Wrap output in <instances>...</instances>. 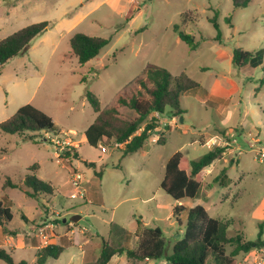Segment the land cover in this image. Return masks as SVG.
Instances as JSON below:
<instances>
[{"label":"rangeland","instance_id":"1","mask_svg":"<svg viewBox=\"0 0 264 264\" xmlns=\"http://www.w3.org/2000/svg\"><path fill=\"white\" fill-rule=\"evenodd\" d=\"M215 16L222 42L214 40L217 29L209 22ZM228 16L231 23L226 21ZM41 21H49L51 26L32 41L27 52L9 60L1 71L0 123L21 106L32 104L54 119L60 127L58 135L64 136L68 143L62 146L64 152L58 158L51 144L54 136L51 132L30 133L34 140H29L0 131V200L13 213L8 231L0 228V248L12 251L15 262L37 264L36 250L30 244H51L56 230L63 234L73 228L84 236L90 234L100 246L103 239L133 246L135 240L122 239L117 231H112L111 223L130 230L135 227L136 217L142 216L147 226L157 225L164 231L170 254L175 238L167 229L173 206L194 207L198 200H175L161 189L165 164L178 151L191 159L208 151L199 142L191 143L199 137L194 130L201 129L194 122L200 117L194 97H206L217 80L220 88L229 89L227 79L240 88L229 101L237 109L236 118L227 122L234 127L236 142H232L227 131L225 138L219 137L222 144H215H227V149L234 147V150H226L223 160L208 168L207 178L211 180L227 167L229 180V189H223L221 199L216 201L218 212L210 214L233 219L230 236L244 232L247 240H255L260 222L253 210L264 196V160L257 156L264 147V83L260 84L264 72L249 65L237 68L229 62L219 63L216 50L222 46L232 54L235 47L248 51L264 48V0H252L247 8L238 9L233 7L232 0H0V40ZM175 24L195 37L199 42L196 49H190L173 31ZM78 32L111 40L96 58L80 64L71 54L69 39ZM148 63L162 66L174 75L185 72L200 84L197 91L184 97L190 107L185 121L181 124L175 117V126L163 125L159 132L155 130L148 141L149 144L153 139L156 141L148 153L140 149L123 156L124 147L111 141L97 148L88 145L84 132L96 114L86 92L91 91L99 98L102 109L115 106L125 90H135V80L143 76ZM245 109L249 110L246 117ZM119 110L125 118L134 116L127 107ZM170 119L168 112L162 115V123ZM244 119L249 121L248 125L244 126ZM184 126L189 130H184ZM249 130L261 140L255 147H250ZM161 137L166 139L165 144H158ZM72 146L79 158L67 157L66 152H71ZM234 151L239 163H235ZM85 161L96 162L98 168L102 164L109 166L99 178ZM32 165L37 166V176L51 184L53 196L31 198L19 188H3L7 178L23 186ZM76 172L83 175L85 195L71 199V181ZM206 194L201 195L202 201H207ZM76 214L83 216L76 224L65 226L59 221L64 218L69 221ZM50 223L55 228L54 234L48 227ZM40 228H45L47 241L37 236ZM23 242L27 248H18ZM232 249L227 246V253ZM74 250L70 248L46 264H67ZM251 251L254 260L261 254L256 248ZM245 257L246 253H242L239 259ZM115 258L110 264L127 262L124 255ZM0 264L6 263L0 260ZM72 264H78V259H73ZM208 264H214L213 259Z\"/></svg>","mask_w":264,"mask_h":264},{"label":"trees","instance_id":"2","mask_svg":"<svg viewBox=\"0 0 264 264\" xmlns=\"http://www.w3.org/2000/svg\"><path fill=\"white\" fill-rule=\"evenodd\" d=\"M252 0H232L233 7L247 8ZM231 23L229 16L226 18ZM217 29L214 40L222 42V32L216 16L209 19ZM51 26L49 21L30 24L0 40V75L4 65L11 59L24 54L30 48L32 41L44 34ZM179 38L192 50L199 46L195 37L182 29L179 24L173 26ZM111 38L91 36L82 32L75 33L70 38L71 54L80 64H86L96 58L100 51L110 43ZM264 57V49L257 51L244 50L241 47L233 49V64L237 68L247 65L259 66ZM263 83V80H260ZM135 90L126 91L119 95L115 106L102 109L99 98L91 91L86 92V99L96 114L94 121L86 128L84 134L86 142L92 147H99L106 142L122 145L124 154L135 153L140 150L152 133L159 128V116L169 113L171 117H183L186 109L182 106L184 94L196 90L200 84L185 72L172 74L166 68L148 63L144 68L143 76L135 80ZM119 107H127L134 112L132 118L121 115ZM0 131L5 134L22 136L34 140L30 133L51 132L58 135L60 127L46 112L32 104L21 106L15 114L0 123ZM165 138H160L158 144H165ZM66 152L67 157L79 158L75 147ZM227 146L215 145L211 150L197 159H190L181 151L174 153L166 162L165 173L161 182V189L175 200L185 198L195 199L204 185L206 169L215 161L221 160L226 153ZM85 165L94 169L97 177L103 176L107 166H97L96 162L85 161ZM112 167H116L112 165ZM37 166L28 168L23 180V186L6 179L3 188H19L31 198L52 196L53 188L50 183L37 176ZM227 168H223L214 183L226 179ZM36 173V174H35ZM213 184H209L208 188ZM28 188V190L25 189ZM186 214L184 231L167 253V241L159 227H149L143 220L136 217L137 229L131 233L122 226L111 223L112 231H117L124 240L129 242L137 238L135 245L113 244L103 239L100 252L93 259H87L85 264H109L115 255H124L130 264H138L146 260H160L165 258L167 264H208L213 259L214 264H237V256L248 253L253 248H264L263 225L259 224V231L255 240H245L244 232L235 236L229 235L233 219H221L211 216L201 205L186 207L177 204L173 207V217L178 225H182L181 216ZM13 213L5 202L0 200V227L8 231L7 225L12 221ZM60 222L63 221L59 220ZM66 221L65 224H68ZM227 246L233 247L227 253ZM65 248L58 244H47L36 251V263L46 264L52 258L57 259ZM0 260L6 264H28L21 260L15 262L12 253L0 248Z\"/></svg>","mask_w":264,"mask_h":264},{"label":"crops","instance_id":"3","mask_svg":"<svg viewBox=\"0 0 264 264\" xmlns=\"http://www.w3.org/2000/svg\"><path fill=\"white\" fill-rule=\"evenodd\" d=\"M69 39H70V37H69ZM261 49H264V48H261ZM216 58H217L219 63L225 61V62H229V63L233 64V62H232L233 53L231 54V52L228 49H224L222 46L217 48V50H216ZM254 68H259V69H261L264 72V60L262 61V63L259 66L254 67ZM260 80H263V83H264V79H260ZM227 81L231 85V87L229 89L220 88L221 87L220 81L217 80L216 82H214L215 86L213 88L211 87V90H210L211 92H207V96L206 97H202V98L194 97L195 101H196V104L198 106L197 108L199 109V113H200L199 119L195 120L194 122H195V125L198 126L199 128L201 127V129L194 130L195 131V135H198L199 137L192 139L191 143L199 142L203 146H206L208 148V151L211 150L214 147V145L212 144V141H213L214 138H216V137H222V138L224 137L225 138L224 134L227 131L230 132V137L233 138V136H234V133L232 131V129L234 127L231 126V125H227L228 124L227 122L230 121V119L235 120L236 115H237V109L233 105L231 106L229 104V101L232 99V97L234 95H237L240 92V88H239L238 84L236 82L232 81L231 79H227ZM199 88H200V86L197 89H199ZM197 89L194 90V91H197ZM194 91L186 93L182 97V106L186 109V114H184V116H183V122L185 121L187 113L189 112V108H190V107H188L186 105V103L184 101V97L189 95V94H191V93H193ZM193 111H194V109L192 110V112ZM248 114H249V110L245 109L244 116L246 117ZM174 118L175 117H172V119L167 120L166 122L164 121V123H162L163 122L162 116H160V118H159V128H158L157 131L159 132L162 129L163 125L166 128L175 126V124H174L175 119ZM180 118H179V122H180ZM243 121H244V126L249 124V121L247 119H244ZM183 122H180V123L182 124ZM183 128H184V130H189L188 126H184ZM248 133H253V134L257 135L256 132H253V131H250V130L247 132V135H248ZM152 134H154V133H152ZM151 139L152 138L150 137V140ZM258 140H259V138H258ZM154 141H156V140L153 139L151 141V144H153ZM165 141H166V139H165ZM259 141H261V140H259ZM151 144H149V141H146V143L141 148V150H144L145 152L148 153L152 149V145ZM227 150H232V152H233L234 147H232L230 149L228 148ZM184 154H186V153H184ZM234 156H236L235 163H239V158H237V154H236L235 151H234ZM223 158L221 160H223ZM221 160H217V161H221ZM224 161H225V159H224ZM208 168L206 169V174H205V177H204V185H203V187H202V189H201V191L199 193V196L197 198H195V199L198 200V205L203 206L208 211V213L210 214L211 211L218 212L219 207H218V204H217L216 201L221 199V195L223 194V189H229V187H228L229 186V180H228V177L226 178L227 182L222 181V180H225L224 178L219 180L217 182L219 186L216 187V183L213 184V181L220 174L212 176L211 177L212 179L209 180L210 178H207ZM224 168H227V167H224ZM209 184H213V186L208 188ZM204 192H207V194H206L207 201H202L201 200V197H202L201 195L204 194ZM98 200L100 201V199H98ZM220 201H222V200H220ZM89 202H94V201L91 200ZM184 206H186V205H184ZM255 206L256 207L253 210V214H254L255 218L257 220H259V222H260L259 224L263 225V237H262V239L264 241V196L258 201V203ZM189 208H191V207H189ZM84 212L87 213L86 210ZM80 213L82 214V212H80ZM56 215H57V212H56ZM213 217L220 218L219 216H213ZM62 218H64V216L61 215V219ZM82 218H83V216L81 215V219ZM139 218L143 220L142 216H140ZM181 219H183L184 222L182 221V225H178L176 223V219H174V217H173V212L171 213V216H169V218H168V220H170L171 223H170V228L167 229V231H168L169 234H173L174 235V238H175L174 244L176 243V241L179 238H181V235H182V233L184 231V225H185V219H186L185 214H183L181 216ZM221 219H224V218H221ZM174 220H175V222H174ZM44 221H47V220L44 219ZM143 222H144V220H143ZM72 224L73 223L69 221V223L66 224L65 226L72 225ZM144 224H145V222H144ZM176 224H177V226H176ZM48 227H50L51 233L54 234V229L55 228H54L53 224L50 223L48 225ZM154 227H158V226L156 225ZM177 227H178V229H177ZM136 229H137V223H136V220H135V227H132L128 231L133 233V232L136 231ZM57 232H58V230H56V234H54V236L55 235L56 236L53 237L52 240H51L52 244H58V245L63 246L65 248L63 253L68 252L70 250V248H74L75 249L74 250L75 252H72V254L70 255V259H69L67 264H72V260L73 259H78V264H85L88 258H89V260H91V259H93L94 256H97L99 254V253H97V251H98V249L101 248V246L97 242L94 241L93 237H91L90 234H87L86 236H84L82 233H80L75 228L71 229L69 232L65 231L63 234H59ZM163 233H164V231H163ZM244 237H245V233H244ZM134 240H135V243H134V245H135L137 238H134ZM245 240H247L246 237H245ZM251 241H253V240H251ZM30 245L33 248H35L36 251H37V249H39V247H43L42 245L41 246H38V245H35V244H30ZM173 245H172V247H173ZM27 246L28 245H26L23 242L22 246H18V248L21 247L20 249H26ZM11 253H12V251H11ZM241 254H239L237 256V264H254V262H253L254 261V252L253 251H250V252L246 253V257L243 258V260L239 259V256ZM168 255H169V253H168ZM116 256L117 255L112 257V259L109 262V264L116 259L115 258ZM119 259L121 260L122 258H119ZM126 264H129L128 260H127ZM140 264H167V260L165 258L160 259V260H146V261L140 262Z\"/></svg>","mask_w":264,"mask_h":264},{"label":"built area","instance_id":"4","mask_svg":"<svg viewBox=\"0 0 264 264\" xmlns=\"http://www.w3.org/2000/svg\"><path fill=\"white\" fill-rule=\"evenodd\" d=\"M155 115L157 117H160L158 113H156ZM247 136L251 140L250 147H255V144H257L259 142L258 136L256 134H253V133H248ZM51 138H52L51 144L53 146L54 155L59 158V157H61V154H63V152H64V150L62 149V146L68 142L65 141L64 136H60V135H54ZM43 140H45V139H43ZM232 142H234V143L236 142L235 136H233ZM217 143L222 144V140L219 137L214 138L212 141L213 145H215ZM224 146H227V144ZM257 156L261 157V161L264 160V147H262L260 150H258ZM71 183H72V190L70 193V198L76 199V198L83 197L85 195V189H84V184H83L84 183L83 175L79 172L74 173ZM57 217H60L59 212H57ZM86 231H87V229H86ZM82 232H84V231H82ZM37 236L41 237L43 241H47L49 239L48 235L45 232V228H40ZM256 249L259 250L261 252V254H259V256L256 258V260H254L255 264H264V248H256Z\"/></svg>","mask_w":264,"mask_h":264},{"label":"water","instance_id":"5","mask_svg":"<svg viewBox=\"0 0 264 264\" xmlns=\"http://www.w3.org/2000/svg\"><path fill=\"white\" fill-rule=\"evenodd\" d=\"M180 122H183V117L180 118ZM80 219H81V215H80V214H76V215H73V216L70 218L69 221L76 223V222H78ZM66 221H67L66 218L63 219V222H64V223H65Z\"/></svg>","mask_w":264,"mask_h":264}]
</instances>
